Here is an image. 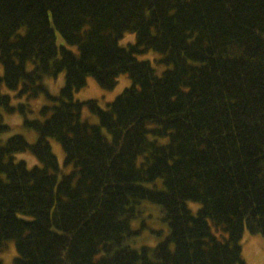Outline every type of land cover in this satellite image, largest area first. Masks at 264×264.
<instances>
[{"label": "trees", "instance_id": "1", "mask_svg": "<svg viewBox=\"0 0 264 264\" xmlns=\"http://www.w3.org/2000/svg\"><path fill=\"white\" fill-rule=\"evenodd\" d=\"M148 51L162 72L137 58ZM0 64L5 112L29 109L3 85L51 102L24 120L34 143L3 139L0 113V251L12 240L13 264H246L244 230L264 237V0H0ZM60 72L54 96L44 80ZM120 74L131 84L105 108L74 98L88 77L110 90ZM26 150L40 165L14 159ZM147 210L165 234L136 246Z\"/></svg>", "mask_w": 264, "mask_h": 264}, {"label": "rangeland", "instance_id": "2", "mask_svg": "<svg viewBox=\"0 0 264 264\" xmlns=\"http://www.w3.org/2000/svg\"><path fill=\"white\" fill-rule=\"evenodd\" d=\"M57 42L59 44H63V40L61 39L59 34L57 33ZM135 36L133 33H126L124 37L120 40V44L126 45L129 42H133ZM71 49L76 50V46H69ZM160 54L155 51H148L142 54H138V59H146L149 60L151 65L154 66L158 73L162 72L164 66L161 64H157L155 59L159 58ZM0 74H2V65L0 64ZM65 82L64 72H60L54 78H47L44 80V84L51 95H58L61 88L63 87ZM131 84V80L128 78L126 74H120L117 78L116 85L110 89L105 90L101 88L94 78L88 77L87 83L84 87L74 92V98L80 101H85L89 99L97 100L98 104L105 108L108 102H111L117 95H119L126 87ZM2 93H7L11 95V102L14 105L19 103H27L29 111H26L25 115L20 113L19 111H15L13 113L5 112L0 107V113L2 114V120L6 123L9 129L2 135L3 139L8 138L14 134H21L25 137V139L29 143H34L37 139V132L25 125L24 120L37 119L43 120L40 109L45 105H50L51 102L48 100L44 94H40L37 97L26 100L25 98H17L14 97V91L8 89L5 85L1 87ZM82 118L89 120L92 123L97 122V117L95 114L90 112L87 107L84 108L82 112ZM51 148L54 155L57 158L58 164L60 168L64 165V152L62 150L61 145L55 141L50 140ZM14 159L25 161L28 167H32L34 165H40L38 159L29 151L17 152L14 154ZM188 206L190 210L195 213L198 207L197 203L188 202ZM133 228H140V235L138 237V241L136 246L140 244L154 246L159 240H161L164 236L165 226L157 219V214L155 210H147L144 212L143 217L140 221L134 222ZM213 231L219 235L220 233L213 229ZM13 247V254L12 249ZM242 257L245 260L246 264H264V237L259 234H252L247 230H244L242 239ZM10 249V250H9ZM16 256L15 245L12 240L7 241L4 245V248L0 251V257L3 261V264H13L14 257Z\"/></svg>", "mask_w": 264, "mask_h": 264}]
</instances>
